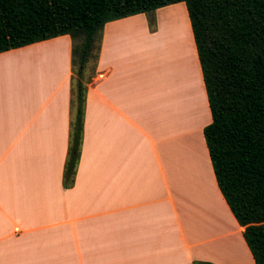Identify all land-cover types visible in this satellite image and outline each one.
<instances>
[{"label": "crops", "instance_id": "crops-1", "mask_svg": "<svg viewBox=\"0 0 264 264\" xmlns=\"http://www.w3.org/2000/svg\"><path fill=\"white\" fill-rule=\"evenodd\" d=\"M155 11L174 15L167 50L143 14L102 28L68 189L70 39L0 53V264H253L204 144L186 10Z\"/></svg>", "mask_w": 264, "mask_h": 264}, {"label": "trees", "instance_id": "trees-1", "mask_svg": "<svg viewBox=\"0 0 264 264\" xmlns=\"http://www.w3.org/2000/svg\"><path fill=\"white\" fill-rule=\"evenodd\" d=\"M182 3L205 89L202 130L216 187L264 264V0H0V53L67 35L68 140L61 185H73L87 85L104 24ZM194 264H212L196 262Z\"/></svg>", "mask_w": 264, "mask_h": 264}, {"label": "rangeland", "instance_id": "rangeland-1", "mask_svg": "<svg viewBox=\"0 0 264 264\" xmlns=\"http://www.w3.org/2000/svg\"><path fill=\"white\" fill-rule=\"evenodd\" d=\"M164 14H166V13H161V15H159V17H157L158 14L156 13V11H154L150 14H143V15L145 16V18L147 20V27L150 31H152L153 29H155V31H156V29L159 28V35H158L159 37H160V34L163 32V46L167 50L168 46H170V43L172 42V37H173L174 33H176L175 32L176 28H175V25L173 22L174 21L173 20L174 15H172V14H167L166 18H167L168 22H166L164 24L165 26L161 25L160 20L163 21V19L160 18V16H162ZM141 47L147 53V55H146L147 61H149V58H151V57L153 59H155V57L157 56V52H158L157 43H155V44L149 43V44H146L145 47H143V46H141ZM154 62L157 63V59L154 60ZM160 83H162V80L159 79L157 84H160Z\"/></svg>", "mask_w": 264, "mask_h": 264}, {"label": "bare ground", "instance_id": "bare-ground-1", "mask_svg": "<svg viewBox=\"0 0 264 264\" xmlns=\"http://www.w3.org/2000/svg\"><path fill=\"white\" fill-rule=\"evenodd\" d=\"M165 26V25H164Z\"/></svg>", "mask_w": 264, "mask_h": 264}]
</instances>
